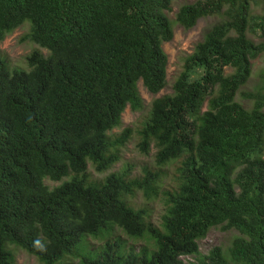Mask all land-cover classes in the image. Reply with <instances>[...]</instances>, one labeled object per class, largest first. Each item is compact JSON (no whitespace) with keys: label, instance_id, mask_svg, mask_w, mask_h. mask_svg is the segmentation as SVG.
Returning a JSON list of instances; mask_svg holds the SVG:
<instances>
[{"label":"trees","instance_id":"obj_1","mask_svg":"<svg viewBox=\"0 0 264 264\" xmlns=\"http://www.w3.org/2000/svg\"><path fill=\"white\" fill-rule=\"evenodd\" d=\"M259 3L179 8L186 30L206 17L223 21L186 57L173 93L153 101L139 131L141 149H157V170L95 180L89 166L111 170L134 134L114 130L128 106L143 108L139 82L152 94L167 86L172 0H0V41L30 22L24 40L49 52L30 53L27 70L0 59V264L16 263L11 246L42 264H264V70L243 91L264 55ZM139 192L165 203L160 226L132 203ZM214 228L238 234L202 255Z\"/></svg>","mask_w":264,"mask_h":264},{"label":"rangeland","instance_id":"obj_2","mask_svg":"<svg viewBox=\"0 0 264 264\" xmlns=\"http://www.w3.org/2000/svg\"><path fill=\"white\" fill-rule=\"evenodd\" d=\"M198 0H172V11L168 13L169 18L174 24V38L171 42L164 44V50L168 55V68H167V86L158 94L150 93L142 81L139 82L138 88L140 95L143 99V108L141 110H133L130 106L126 108L122 115V125L114 130V133H121L126 128H132L134 134L126 146L122 149L121 160L113 166L109 171L99 173L95 171L92 165L89 166V172L92 179L101 180L112 172H129L130 176H140L144 168L157 170L155 155L157 149L151 145L149 153L144 152L140 147V134L139 131L144 127L147 122L153 101L161 96L172 94L173 85L180 73L183 70L184 61L186 57L192 54L199 42L204 39L206 32L215 24L223 21L222 17L211 16L202 18L198 21L197 25L191 29L186 30L176 22V13L179 8L184 4L194 3ZM254 12L257 14H264V0L254 6ZM30 31V22H26L23 26L16 29L0 41V59L8 62L12 69L27 70L28 63L27 57L35 49L42 51L44 55L49 52L41 48L36 43L30 40H24V37ZM255 41H262L258 38ZM264 70V55L253 61V73L248 85L244 88V92L253 91L255 87L260 84V73ZM228 73L231 71L228 70ZM244 106L251 107L252 102L246 100L243 94L240 93L237 97ZM206 109V107H205ZM175 167H170L167 170V175L164 178V188L170 189L174 185L175 180ZM51 186H56L60 183H55L50 180L46 181ZM132 203L137 207H145L148 209L153 223L157 226L161 224V217L166 212L165 203L160 200L147 201L142 193H138L133 198ZM238 233L236 231L225 232L221 228L212 229L207 238L200 241V252L202 255H207L216 246L227 247L232 242L234 236ZM123 240L129 241V244H134L139 249L140 246L145 245L144 241H131L124 235ZM99 241H93V245L99 246ZM12 251L16 256L15 264H42L35 256L30 255L25 250L11 246ZM187 260H194L193 257H186ZM70 264H77V262Z\"/></svg>","mask_w":264,"mask_h":264}]
</instances>
